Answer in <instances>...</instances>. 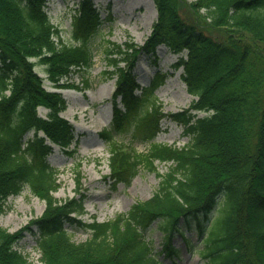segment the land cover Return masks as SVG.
I'll return each mask as SVG.
<instances>
[{
	"label": "trees",
	"instance_id": "obj_1",
	"mask_svg": "<svg viewBox=\"0 0 264 264\" xmlns=\"http://www.w3.org/2000/svg\"><path fill=\"white\" fill-rule=\"evenodd\" d=\"M46 1L0 0V216L7 196L24 186L45 201L35 220L42 264H163L159 253L178 256L175 233L195 248L187 230L201 245L195 251L203 264H264V0H153L157 19L143 44L106 40L102 54L116 89L111 120L99 134L111 177L128 184L144 166L160 180L149 198L104 221L80 218L86 197L80 182L78 196L53 195L59 183L50 143L73 153L74 127L59 114L64 96L47 90L34 69L43 65L55 88L76 86L68 77L92 65L90 39L103 19L94 0H81L72 18L75 43L66 44ZM160 44L187 52L172 66H182L181 79L197 99L181 111L162 112L155 90L167 72L160 69L134 93L140 55H156ZM38 106L48 109L44 117ZM163 116L183 124L188 144L152 141L138 151L113 137L131 129L134 138L152 139ZM155 160L171 164L160 173ZM153 221L165 232L157 253L144 233ZM68 227L85 230L87 238L74 241ZM22 231L0 225V264H31L14 247Z\"/></svg>",
	"mask_w": 264,
	"mask_h": 264
},
{
	"label": "rangeland",
	"instance_id": "obj_2",
	"mask_svg": "<svg viewBox=\"0 0 264 264\" xmlns=\"http://www.w3.org/2000/svg\"><path fill=\"white\" fill-rule=\"evenodd\" d=\"M81 0H48L46 9L51 21L61 31V41L75 43L72 38L71 17L74 8ZM100 7L101 17L104 18L100 29L90 39L93 47V64L88 69L74 71L70 76L76 86L60 89L67 100V107L60 112L74 126V138L66 153L58 146H53L49 154V162L57 169L59 186L54 192L58 200H64L74 195V190L80 182V188L86 194L84 202V220L95 218L99 221L113 218L116 214L125 212L134 202L145 200L151 196L158 186L160 177L155 171L140 166L137 174L128 184L113 181L109 176L108 150L99 132L108 125L111 118L110 97L115 88L114 78L109 75L107 65L102 54L106 40L116 43L133 41L142 44L150 33V26L156 18V9L152 0H94ZM191 1V0H187ZM108 13L113 19L107 17ZM154 54H141L135 71L140 84L146 83L157 68L167 71L168 76L164 84L160 85L156 94L161 102V109L165 112L177 111L188 107L194 98L186 91L185 84L180 79L181 69L174 70L170 64L178 54L173 53L164 45H159ZM156 56V57H155ZM156 60V62H155ZM35 70L43 78V85L53 89L51 82L44 73L43 65L36 64ZM110 68V67H109ZM83 83V84H82ZM139 90H136L138 92ZM44 108H38L39 115H45ZM199 112V115H205ZM29 131L25 136H31ZM114 139L125 143H132L138 151H146L151 141L183 146L188 144L189 137L183 134V125L164 116L159 121V131L151 140L134 138L130 131L116 132ZM80 162V176L75 174L76 164ZM171 162L155 161L157 171H167ZM78 178V181H77ZM6 210L0 216V225L13 232L23 229L22 235L15 244V248L26 254L31 264H42L36 247L37 220L45 209V202L35 195L28 186L5 199ZM71 238L78 242L87 238L88 233L77 227H68ZM153 250L157 253L162 246L164 231L158 222H153L144 232ZM194 243L195 248L189 249L183 242V237L175 233L173 244L180 249L177 258L158 254L163 264H203L195 251L201 245L193 231H186Z\"/></svg>",
	"mask_w": 264,
	"mask_h": 264
},
{
	"label": "bare ground",
	"instance_id": "obj_3",
	"mask_svg": "<svg viewBox=\"0 0 264 264\" xmlns=\"http://www.w3.org/2000/svg\"><path fill=\"white\" fill-rule=\"evenodd\" d=\"M79 3H80V2H79ZM46 4H47V3H45V6H44V7H45V9H46ZM78 5H79V4H78ZM78 5H77V6H78Z\"/></svg>",
	"mask_w": 264,
	"mask_h": 264
}]
</instances>
